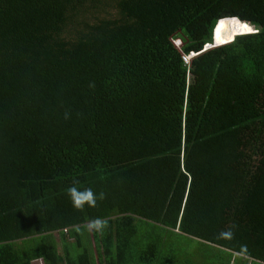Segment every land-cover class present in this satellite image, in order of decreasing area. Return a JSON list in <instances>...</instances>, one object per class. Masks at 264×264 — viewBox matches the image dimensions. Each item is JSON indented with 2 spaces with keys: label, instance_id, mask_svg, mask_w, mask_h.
<instances>
[{
  "label": "trees",
  "instance_id": "1",
  "mask_svg": "<svg viewBox=\"0 0 264 264\" xmlns=\"http://www.w3.org/2000/svg\"><path fill=\"white\" fill-rule=\"evenodd\" d=\"M36 259L264 264V0H0V264Z\"/></svg>",
  "mask_w": 264,
  "mask_h": 264
},
{
  "label": "clouds",
  "instance_id": "2",
  "mask_svg": "<svg viewBox=\"0 0 264 264\" xmlns=\"http://www.w3.org/2000/svg\"><path fill=\"white\" fill-rule=\"evenodd\" d=\"M79 183V181H75L73 185L69 186L66 191V195L69 197L70 202L72 206L78 210L83 211L85 209V206L88 207H96L98 200H104L106 198V194L101 191L99 193H96L93 191L90 187H85L82 190L79 189L76 185ZM108 227V220L101 218V217H95L90 218L84 225V230L92 233H100L103 234L105 229ZM79 230V226H78ZM221 235L229 236L231 235V229L222 232Z\"/></svg>",
  "mask_w": 264,
  "mask_h": 264
},
{
  "label": "rangeland",
  "instance_id": "3",
  "mask_svg": "<svg viewBox=\"0 0 264 264\" xmlns=\"http://www.w3.org/2000/svg\"><path fill=\"white\" fill-rule=\"evenodd\" d=\"M222 20V19H221ZM220 20V21H221ZM219 21V23H218V26H217V28H215V29H217L216 31H215V33L218 35V33H219V29L221 28V25H223V24H229L230 22H233V23H235V22H237V20H225V21H222V22H220ZM238 23V22H237ZM239 23H241V22H239ZM241 25H243V27H240V32H248L247 30H246V28H245V25L244 24H242L241 23ZM248 27V26H247ZM239 33V32H238ZM243 34V33H242ZM214 36H215V34H214ZM173 42H174V44L176 45V46H178V44H179V41L178 40H173ZM191 55V54H190ZM30 264H42L41 263V260H39V259H36V260H33Z\"/></svg>",
  "mask_w": 264,
  "mask_h": 264
},
{
  "label": "water",
  "instance_id": "4",
  "mask_svg": "<svg viewBox=\"0 0 264 264\" xmlns=\"http://www.w3.org/2000/svg\"><path fill=\"white\" fill-rule=\"evenodd\" d=\"M226 18H228V17H226ZM230 18V17H229ZM235 18V17H234ZM219 20V19H218ZM218 20L216 21V23L214 24V26H213V28H212V35H211V42L210 43H206L204 46H203V48L205 49V48H208V47H210V46H213V45H218V44H222V43H225V42H228V41H230L233 37H231V39H229V40H226V41H224V42H215V36H214V30H215V27H216V24H217V22H218ZM238 20V19H237ZM235 35H238V34H235ZM234 35V36H235ZM191 55H193V54H191Z\"/></svg>",
  "mask_w": 264,
  "mask_h": 264
},
{
  "label": "bare ground",
  "instance_id": "5",
  "mask_svg": "<svg viewBox=\"0 0 264 264\" xmlns=\"http://www.w3.org/2000/svg\"><path fill=\"white\" fill-rule=\"evenodd\" d=\"M225 19H230L229 17L228 18H223L222 20H225ZM231 19H233V18H231ZM238 22V21H237ZM219 23V22H218ZM218 23H217V25H216V28H217V26H218ZM239 23V22H238ZM241 24V23H240ZM246 25V24H245ZM250 29H252L249 25H247ZM217 29H215V31H216ZM248 32H253V29H252V31H248ZM248 32H246V33H248ZM241 33H244V32H239V33H235V34H241ZM234 34V35H235ZM233 35V36H234ZM232 36V37H233ZM227 40H229V39H227ZM215 42H219V40H218V35L215 33Z\"/></svg>",
  "mask_w": 264,
  "mask_h": 264
},
{
  "label": "built area",
  "instance_id": "6",
  "mask_svg": "<svg viewBox=\"0 0 264 264\" xmlns=\"http://www.w3.org/2000/svg\"><path fill=\"white\" fill-rule=\"evenodd\" d=\"M188 57H189V56H183V58H182V59H183V61H184V62H187V60H188Z\"/></svg>",
  "mask_w": 264,
  "mask_h": 264
},
{
  "label": "snow or ice",
  "instance_id": "7",
  "mask_svg": "<svg viewBox=\"0 0 264 264\" xmlns=\"http://www.w3.org/2000/svg\"><path fill=\"white\" fill-rule=\"evenodd\" d=\"M245 28L247 31H252V29L248 28L247 25H245Z\"/></svg>",
  "mask_w": 264,
  "mask_h": 264
}]
</instances>
